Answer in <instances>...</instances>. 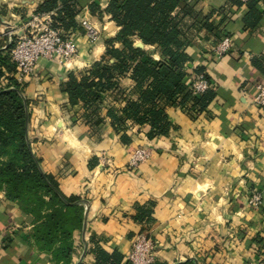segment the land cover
<instances>
[{"label": "crops", "instance_id": "0c3cea01", "mask_svg": "<svg viewBox=\"0 0 264 264\" xmlns=\"http://www.w3.org/2000/svg\"><path fill=\"white\" fill-rule=\"evenodd\" d=\"M43 1L21 0L16 11L34 12ZM199 1L200 15L232 35L234 46L217 57L214 49L220 36L216 29L197 24L187 47L193 59L187 65L185 82L195 79L196 67L203 66L217 95L204 110H193L192 102L168 107L174 124L168 136L150 139L149 125L129 122L130 139L124 142L123 132L111 125L106 108L125 104L133 86L130 77L121 79L126 91L123 98L110 92L104 95L99 104L104 122L98 127L84 120L85 107H73L72 121L64 110L67 93L62 85L68 73L80 72L99 60L106 40L120 29L108 13L101 20L90 11L91 3L105 9L109 0L84 1L77 20L79 24L83 19L92 21L101 29V37L90 44L81 28L69 32L79 50L72 68L40 58L26 79L24 95L29 100L34 151L65 194L84 199L86 223L73 234L74 264H94L90 247L97 244L90 242L91 237L107 251H119L121 264H133L129 253L140 235L156 244L154 264L264 260V107L255 103L256 83H264V71L253 62L257 59L264 67V17L255 27H246V4ZM259 4L264 11V1ZM153 58L159 60L160 55L155 51ZM11 75L2 78L1 86L8 84ZM143 145L152 147L151 158L130 168L129 154ZM254 189L263 199L258 208L248 203ZM31 230L28 217L0 190V264H55L51 254L38 249Z\"/></svg>", "mask_w": 264, "mask_h": 264}, {"label": "trees", "instance_id": "16d2710c", "mask_svg": "<svg viewBox=\"0 0 264 264\" xmlns=\"http://www.w3.org/2000/svg\"><path fill=\"white\" fill-rule=\"evenodd\" d=\"M84 1L44 0L36 12L52 13L53 27L67 33L80 27L77 16ZM199 2L109 0L105 9L91 3L92 14L108 13L120 29L115 37L106 40V51L99 60L80 72L68 73V79L62 85L67 93L64 110L71 115L73 107L81 105L87 110L86 123L98 127L104 122L99 104L109 92L118 99L125 96L126 91L121 85L124 77L133 81L125 104L121 108H106L111 125L116 131L123 132L124 142L130 139L126 132L129 122L149 125L147 135L150 139L165 137L174 127L168 107H186L192 102L193 110L206 109L217 94L209 86L200 96L193 95L189 83L185 82L187 65L193 59L187 47L192 43L198 23L208 30L216 29L219 40L224 32L217 29L219 24L209 20L210 17L200 15ZM227 2L230 5L246 4L247 12L243 18L246 27H255L264 17L259 0ZM138 40L154 46L160 59H154L146 49L136 46ZM11 48L9 44H0V190L28 217L32 224L31 236L39 250L51 254L55 264H74L73 234L84 225V199L65 194L56 176L44 170L42 158L34 151L24 84L11 75L8 84L1 86L2 78L16 70L10 56ZM253 62L264 71L257 59ZM203 71V66L195 69L196 75ZM70 118L72 121L73 116ZM90 242L97 244L90 247L95 255L94 264L122 263L123 255L119 251H107L98 246L99 241L93 237Z\"/></svg>", "mask_w": 264, "mask_h": 264}, {"label": "built area", "instance_id": "2783aa9c", "mask_svg": "<svg viewBox=\"0 0 264 264\" xmlns=\"http://www.w3.org/2000/svg\"><path fill=\"white\" fill-rule=\"evenodd\" d=\"M246 3L248 0H242ZM52 13H38L34 15L33 26L37 32L35 35L24 34L20 41L11 48V60L16 64V70L13 76L23 82L29 78L35 71L37 61L40 58H46L51 61H57L65 68H72L73 61L78 57L79 50L71 36L64 31L53 27ZM37 21V22H36ZM81 26L86 31V36L90 44L99 39V29L89 19H83ZM69 33V32H68ZM234 46L232 35L225 33L218 42L214 53L217 57L227 54ZM210 86V80L205 71L196 75L189 83L193 94L199 96ZM257 94L255 103L264 107V83H256ZM153 149L150 146H138L131 151L128 159L130 168H137L142 163L151 158ZM106 160L111 162L110 158ZM263 202L261 192L254 189L248 196V203L253 208H258ZM154 242L145 235H140L134 241L129 258L133 264H151L154 261ZM256 264H264L263 259H257Z\"/></svg>", "mask_w": 264, "mask_h": 264}, {"label": "rangeland", "instance_id": "374dc122", "mask_svg": "<svg viewBox=\"0 0 264 264\" xmlns=\"http://www.w3.org/2000/svg\"><path fill=\"white\" fill-rule=\"evenodd\" d=\"M21 4H23L21 0H0V27L3 28V30L0 32V44H3V45L9 44L11 45V47H14L20 41V38L24 36V34H27V35L34 34L35 35L37 33L34 31L36 28L33 26L34 15L36 14V11L34 12L30 11L29 13L25 15L20 14V12H17L16 10L18 9V7H20ZM97 16L100 19L102 17L101 15H97ZM22 24H25V26L22 27ZM79 28H81V30L86 35V31L81 26V23H80ZM99 31H100L99 36L101 37L100 28H99ZM65 34H68L69 36H71V33L67 32ZM144 49H146L152 55V57H154V54H155L154 47L144 46ZM25 82L26 80H23L22 83L25 85ZM153 251H156V244H154ZM155 259H156V253L154 254V261L151 264L155 263L156 261Z\"/></svg>", "mask_w": 264, "mask_h": 264}, {"label": "water", "instance_id": "95a60500", "mask_svg": "<svg viewBox=\"0 0 264 264\" xmlns=\"http://www.w3.org/2000/svg\"><path fill=\"white\" fill-rule=\"evenodd\" d=\"M136 45L139 46V47H143L144 46V43L143 42H139ZM85 223H86V221H85Z\"/></svg>", "mask_w": 264, "mask_h": 264}]
</instances>
